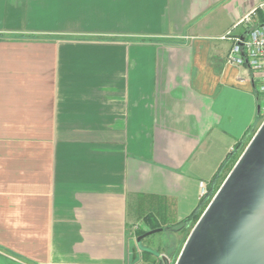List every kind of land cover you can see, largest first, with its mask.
Listing matches in <instances>:
<instances>
[{"label": "crops", "instance_id": "1", "mask_svg": "<svg viewBox=\"0 0 264 264\" xmlns=\"http://www.w3.org/2000/svg\"><path fill=\"white\" fill-rule=\"evenodd\" d=\"M261 2L0 0V251L170 261L138 232L187 217L262 122L225 36Z\"/></svg>", "mask_w": 264, "mask_h": 264}, {"label": "water", "instance_id": "2", "mask_svg": "<svg viewBox=\"0 0 264 264\" xmlns=\"http://www.w3.org/2000/svg\"><path fill=\"white\" fill-rule=\"evenodd\" d=\"M162 259L168 264L165 256ZM0 264L27 263L0 251ZM174 264H264V119L194 224Z\"/></svg>", "mask_w": 264, "mask_h": 264}, {"label": "built area", "instance_id": "3", "mask_svg": "<svg viewBox=\"0 0 264 264\" xmlns=\"http://www.w3.org/2000/svg\"><path fill=\"white\" fill-rule=\"evenodd\" d=\"M258 11L264 12V2L245 14L237 24L246 27V32L241 35H231L229 31L225 36H230L233 40L226 60L231 64H246L257 83V92L259 96V112L264 115V24L256 22L255 17ZM206 193L202 186V193Z\"/></svg>", "mask_w": 264, "mask_h": 264}, {"label": "trees", "instance_id": "4", "mask_svg": "<svg viewBox=\"0 0 264 264\" xmlns=\"http://www.w3.org/2000/svg\"><path fill=\"white\" fill-rule=\"evenodd\" d=\"M259 15H260L259 21H261V23L264 24V12L259 11ZM263 117H264V115H263ZM256 130L257 129H255V131H253V133L249 137L247 143L241 147L239 152L232 154V155L231 154L228 155V157L225 159V161L222 162L220 168L218 169L216 174H214L211 181L209 182L206 193L204 195H202V197L200 198V201L198 202L195 209L187 217H185L183 220H181L179 223H177V225L175 226L176 228L175 227L165 228L166 230H172V231L179 230V229H183V231H184L185 228H187L190 225L187 232L185 231V233H184L185 236H184V239L182 240L183 244H184L187 236L189 235L191 229L193 228L194 224L196 223V221L198 220L200 215L203 213V211L205 210V208L209 204L210 200L212 199V197L214 196V194L216 193V191L220 187L221 183L223 182V180L225 179V177L227 176V174L229 173V171L231 170V168L233 167V165L235 164V162L237 161V159L239 158V156L243 152L244 148L246 147V145L248 144V142L250 141V139L252 138V136L254 135ZM223 168H225L224 169L225 171H222ZM221 171H222V173H221ZM153 228H155V227H153ZM144 232L145 231H139L138 235H140ZM148 252H150V251H148Z\"/></svg>", "mask_w": 264, "mask_h": 264}, {"label": "rangeland", "instance_id": "5", "mask_svg": "<svg viewBox=\"0 0 264 264\" xmlns=\"http://www.w3.org/2000/svg\"><path fill=\"white\" fill-rule=\"evenodd\" d=\"M263 119L264 117L262 118V121ZM189 227L190 225L187 228H185L184 232L182 231L181 235L178 234L179 232L177 233L172 230L163 229L159 232H155L148 236H145L140 241H137L139 249L141 251L144 250L145 252L146 246L147 247H150L153 245L156 247L161 246L162 248L160 249V251L162 252L165 251L167 255H170V261H168L169 262L168 264H174L183 246V242L181 239L182 238L184 239V236H185L184 233L185 231L187 232ZM148 251L152 252L151 249L149 250L146 249V252ZM153 251L155 252V250ZM144 255L147 256L148 254H144ZM166 258L168 259V257Z\"/></svg>", "mask_w": 264, "mask_h": 264}]
</instances>
